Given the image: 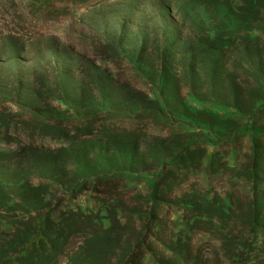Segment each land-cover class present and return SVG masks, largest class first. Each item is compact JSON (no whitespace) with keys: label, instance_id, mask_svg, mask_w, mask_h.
Wrapping results in <instances>:
<instances>
[{"label":"rangeland","instance_id":"1","mask_svg":"<svg viewBox=\"0 0 264 264\" xmlns=\"http://www.w3.org/2000/svg\"><path fill=\"white\" fill-rule=\"evenodd\" d=\"M0 179L100 217L50 264H264V0H0Z\"/></svg>","mask_w":264,"mask_h":264},{"label":"trees","instance_id":"2","mask_svg":"<svg viewBox=\"0 0 264 264\" xmlns=\"http://www.w3.org/2000/svg\"><path fill=\"white\" fill-rule=\"evenodd\" d=\"M11 202L5 200L6 204ZM12 204L16 215L19 212L22 214L8 219L0 213V236H3L2 228L6 226H16V229H20V231L18 230L17 239L13 241L16 243L9 241V243L0 246V264H50L57 260L58 251L66 244L72 230L84 229L88 224L92 222L99 224L100 221V217H93V214L79 209V213L60 214L56 219L53 218V215L47 214L40 218H32L31 222H28L24 215L40 212L43 204L41 202L30 203L29 206H23L20 210L18 207L21 205ZM101 225L103 226L102 221ZM0 240L3 239L0 237ZM15 246L18 247L15 248ZM122 247L125 250L133 248L129 243Z\"/></svg>","mask_w":264,"mask_h":264}]
</instances>
